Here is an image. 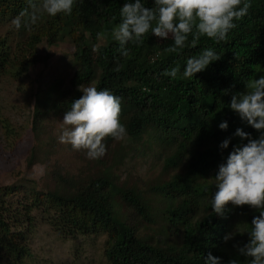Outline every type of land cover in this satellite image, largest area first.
<instances>
[{
  "label": "trees",
  "instance_id": "1",
  "mask_svg": "<svg viewBox=\"0 0 264 264\" xmlns=\"http://www.w3.org/2000/svg\"><path fill=\"white\" fill-rule=\"evenodd\" d=\"M125 2L84 0L71 15L45 14L31 31L11 25L0 34V76L12 80L34 65L41 41L51 46L67 40L73 48L67 83L54 79L36 86L30 95V129L35 140L46 141L31 147L26 165L39 164L43 172L16 204L7 197L17 187L0 186V264H24L30 257L33 208L46 214L45 223L60 238L104 235L102 253L108 264H205L208 253L220 257L221 264L231 259L250 262L234 245L247 242V233L240 232L251 227L260 210L229 204L220 216L212 211L211 198L218 166L233 145L246 143L233 135L236 129L253 138L259 135L228 105L233 94L264 75V0H250L248 14L235 21L237 27L225 41L201 37L195 47L189 44L169 53L171 37L149 34L142 45H127V57L120 54L108 30L119 24ZM142 2L153 7L152 0ZM27 7V0H0V20L11 23ZM90 26L95 28L91 39L86 31ZM13 34L18 37V52L10 44ZM98 36L105 39L103 44L96 42ZM204 48H213L221 59L194 78H183L187 59ZM174 67L180 69L176 78L164 74ZM93 85L121 98L120 120L127 135L121 140L107 138V151L98 159L79 151L83 164L71 173L50 160L53 138L44 121L62 117L82 95L80 89ZM222 121H227L226 130L218 127ZM228 137V148L220 149ZM136 146L142 155H154L151 171L145 180L128 174L119 180L123 160ZM227 233L234 236L225 242Z\"/></svg>",
  "mask_w": 264,
  "mask_h": 264
},
{
  "label": "clouds",
  "instance_id": "2",
  "mask_svg": "<svg viewBox=\"0 0 264 264\" xmlns=\"http://www.w3.org/2000/svg\"><path fill=\"white\" fill-rule=\"evenodd\" d=\"M152 2L153 7L145 6L142 0H128L122 5L120 22L112 30L122 56L130 55L128 44L140 46L149 34L164 40L171 37L173 44L166 49L169 53H178L189 44L195 47L201 37L217 43L225 41L228 33L237 27L235 21L245 17L251 7L250 0ZM77 3L83 4L84 0H27L28 7L22 9L11 23L16 30L23 26L31 31L43 15H71ZM219 59L220 53L213 48H204L199 55L187 59L182 77L190 80ZM179 73V67H174L164 74L176 78ZM80 91L82 95L71 102L70 110L63 115L58 140L70 144L76 151H84L89 159H98L107 151L104 142L107 138L121 140L127 135L126 126L120 120L121 98L109 89L98 90L94 85ZM228 107L259 135L253 138L250 133L236 129L233 135L246 143L233 145L226 161L218 166L211 208L220 216L225 214L229 204L260 210L259 215L252 218L251 227L240 232L247 233V242L234 247L239 255L250 258L249 264H264V75L253 79L245 91L233 94ZM218 127L226 130L227 121H222ZM230 140L231 137L222 140L219 148H228ZM233 236L234 233H227L223 239L226 242ZM204 260L205 264H221V258L211 253ZM228 264H239V261L231 259Z\"/></svg>",
  "mask_w": 264,
  "mask_h": 264
},
{
  "label": "rangeland",
  "instance_id": "3",
  "mask_svg": "<svg viewBox=\"0 0 264 264\" xmlns=\"http://www.w3.org/2000/svg\"><path fill=\"white\" fill-rule=\"evenodd\" d=\"M11 25L0 20V34L9 27L12 29ZM115 26L108 29L111 35ZM94 30L92 26L86 29L89 39L95 35ZM13 36L15 38L11 39L10 44L13 51L18 52L16 42L18 37L16 34ZM96 42L103 44L105 39L98 36ZM72 50L67 40L51 46L41 41L36 45L35 63L25 73L15 80L0 76V186L17 187L18 190L7 197L12 204L23 200L28 189L37 185L43 172V166L39 164L32 167L26 165L31 147L37 142L41 144L42 141H46L44 137H41L40 141L35 140L30 129L32 105L30 95L36 86L48 84L54 79L61 80L64 85L67 83L72 70L69 62ZM62 119L63 116L60 118L50 116L44 121L47 133L53 138V153L49 154V157L51 161L56 160L67 171L73 173L83 161L79 158V151L74 150L70 144L59 142ZM141 152L142 148L136 146L125 157L120 167L119 180L124 179L126 174L131 179H146L151 171L150 162L154 155L144 156ZM241 208L248 212L246 208ZM31 214L34 222L28 236L31 255L24 264H108L102 253L104 235L63 239L45 223L46 214H43L40 208H33Z\"/></svg>",
  "mask_w": 264,
  "mask_h": 264
}]
</instances>
